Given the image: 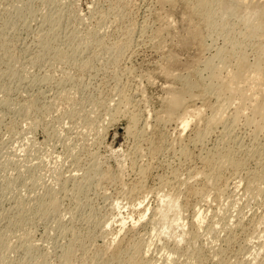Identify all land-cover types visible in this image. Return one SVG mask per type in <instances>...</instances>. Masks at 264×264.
<instances>
[{
  "label": "rangeland",
  "instance_id": "374dc122",
  "mask_svg": "<svg viewBox=\"0 0 264 264\" xmlns=\"http://www.w3.org/2000/svg\"><path fill=\"white\" fill-rule=\"evenodd\" d=\"M241 2L0 0V264H264V13Z\"/></svg>",
  "mask_w": 264,
  "mask_h": 264
},
{
  "label": "bare ground",
  "instance_id": "6f19581e",
  "mask_svg": "<svg viewBox=\"0 0 264 264\" xmlns=\"http://www.w3.org/2000/svg\"><path fill=\"white\" fill-rule=\"evenodd\" d=\"M258 1H260V0H257V3L255 2V0H254V2H249V4L247 3H242L241 2V4H239L240 5V9L241 10H244V12L245 11H249V12H247V13H259L260 14V16H263V13H264V2H263V4H260V2L258 3ZM262 2V1H261ZM257 13V14H258ZM264 22V21H263ZM242 60H243V58H242ZM241 60V62H242V67H243V70H249L250 71V66H252V65H250L248 62L246 63L245 62V58H244V60L242 61ZM240 62V63H241ZM239 63V64H240ZM247 64H249L250 66H248ZM257 63H255V65H256ZM239 67V66H238ZM254 67V66H253ZM257 67V68H256ZM252 68V67H251ZM237 69H240V68H237ZM255 69H256V71H254V73L253 74H255V76H254V80H255V82L257 81V87H258V90H257V92L258 91H260L261 92V94L263 95V93H264V61L262 62V63H258L257 64V66H255ZM254 69V70H255ZM242 69H240L239 70V72L241 73L242 71H243ZM252 70V69H251ZM237 71V70H236ZM249 71H248V75H249ZM238 71L237 72H235V74L236 73H239ZM245 72V71H244ZM244 72H242V73H244ZM247 72V71H246ZM252 72V71H251ZM232 73V72H231ZM241 73V76L240 77H242V74ZM174 74V73H173ZM252 74V73H251ZM250 74V75H251ZM172 75V74H171ZM179 75V74H178ZM174 76V75H173ZM173 76H171V77H173ZM252 76V77H253ZM44 77V76H43ZM47 78H48V76H46ZM175 77H177V76H175ZM185 77V76H184ZM245 77V76H244ZM250 77V76H249ZM249 77H248V79H249ZM182 78V77H181ZM45 79V78H44ZM252 79V78H251ZM253 80V81H254ZM43 81V80H42ZM183 81V80H182ZM224 81V80H223ZM47 83V82H46ZM226 83V82H225ZM39 84V83H38ZM42 84V83H41ZM224 85H226V84H224ZM137 86V85H136ZM227 87V86H226ZM257 87H256V89H257ZM191 89H192V83L191 82H189L188 80L187 81H185V82H183V84H182V88H181V90L182 91H180V89H179V91H180V93H178L177 94V92H176V94H172V96L171 95H169L168 97H170V98H168V102H169V104H170V106H171V108H170V111H171V109H173V110H181L183 107H185L186 106V103H185V97L188 95V96H190L192 93H191ZM176 91V90H175ZM254 91H255V88H254ZM173 92V91H172ZM192 97V96H191ZM260 97V96H259ZM262 97H264V96H262ZM132 98V97H131ZM189 98L190 97H188V100H189ZM257 98H258V96H257ZM139 99V98H138ZM262 99V98H261ZM187 100V98H186V102L188 101ZM259 100V99H258ZM258 100L256 101V102H258ZM263 100H264V98H263ZM167 102V101H166ZM256 102H254L255 104L254 105H256L257 103ZM263 101H261V105L263 104L262 103ZM122 103V102H121ZM124 103V102H123ZM127 102H125V104H126ZM139 103V102H138ZM188 103V102H187ZM194 103V102H193ZM260 103V102H259ZM123 106H125V105H123ZM128 106V104L126 105V107ZM257 106H259L258 104H257ZM264 104L262 105V108H256L257 110H259V109H264ZM121 107V106H120ZM120 107H119V109L117 108V110H119V112H120ZM188 106H186V108H187ZM125 108V107H124ZM191 108V107H190ZM189 108V109H190ZM126 109V108H125ZM198 109V108H197ZM116 110V111H117ZM127 110V109H126ZM172 110V111H173ZM171 111V112H172ZM179 111H178V113H179ZM182 111H184V109L182 110ZM196 111V110H195ZM201 111V110H200ZM200 111H199V113H200ZM118 112V114H115V115H119V114H121V113H119ZM122 112V111H121ZM124 112V111H123ZM169 112V111H168ZM170 112V113H171ZM132 113V112H131ZM187 113H188V109H187V112H186V110H185V113H183V115L181 116V117H179L180 118V120H182V129L183 130H185L186 131V128L188 127V121L190 120L189 118V120L187 121ZM194 114H195V112H193ZM197 113V112H196ZM114 114V113H113ZM124 115H130V113L128 114V110H127V114H125V113H123ZM180 114V113H179ZM191 114V113H190ZM172 115V114H171ZM181 115V114H180ZM198 115V117H199V114H197ZM130 116H132V115H130ZM135 116L137 117V115L135 114ZM134 115L131 117V120H130V130H129V127H128V132L129 131H131V133H132V130H134L135 128H137L138 127V121L140 120H137V118L135 117ZM170 116V115H169ZM194 116V115H193ZM216 116V115H215ZM114 116H112V118H113ZM117 117V116H116ZM173 117H174V115H173ZM172 117V118H173ZM191 117H192V115H191ZM219 117V116H218ZM139 118V117H138ZM216 119V117H213L212 119H210L209 120V122L211 123L212 121H213V119ZM219 119H220V117H219ZM179 121V120H178ZM177 121V122H178ZM172 122V121H171ZM209 123V124H210ZM148 125V124H147ZM147 125H145V126H147ZM151 125V124H150ZM143 126V125H142ZM143 128V127H142ZM151 128V127H150ZM140 129V128H139ZM145 129V128H144ZM143 129V130H144ZM182 130V131H183ZM136 131H138V130H136ZM145 131V130H144ZM142 132V131H141ZM140 132V133H141ZM130 133V134H131ZM146 133V132H145ZM133 134V133H132ZM181 134V133H180ZM134 135H136V134H134ZM144 135V134H143ZM226 162V160H224L223 161V163H225ZM234 165H235V163H234ZM198 172V171H197ZM210 172H212V173H210L209 175L208 174H205L204 173V175H206V177H204L205 179H206V181H207V179H208V181L209 182H211V181H213V182H217V180H218V178H219V173L218 172H216V171H210ZM189 173V172H188ZM207 173H208V171H207ZM197 174H199V172L197 173ZM203 174V173H202ZM189 176H190V174H189ZM188 176V177H189ZM192 176V175H191ZM190 176V177H191ZM195 176V175H194ZM186 177V176H185ZM192 178V177H191ZM195 178V177H194ZM197 179V178H196ZM187 180H188V178H187ZM207 181V182H208ZM247 181V180H246ZM260 181H262V177L260 176V174L259 173H253V174H251V176H249V183L248 184H252V183H254V185L257 183V185H258V183L260 182ZM187 182V181H186ZM185 182V183H186ZM237 182V181H236ZM214 184V183H213ZM216 184V183H215ZM237 184V183H236ZM140 185V184H139ZM227 185V184H226ZM225 185V186H226ZM249 185V186H250ZM253 185V186H254ZM138 186V185H137ZM136 186V187H137ZM162 186V185H161ZM234 186V185H233ZM256 186V185H255ZM141 187V186H140ZM138 188V187H137ZM222 188H225V187H222ZM249 188H251V187H249ZM136 189V188H135ZM142 189V188H141ZM221 190V189H220ZM50 191V190H49ZM52 192V191H51ZM141 192V191H140ZM53 193V192H52ZM223 193V192H222ZM49 195H50V192H49ZM47 196V195H46ZM52 196V195H51ZM137 198H139V197H137ZM172 198V197H171ZM53 199V198H52ZM172 199H174V198H172ZM139 200V199H138ZM175 200V199H174ZM46 201V200H45ZM42 203V202H41ZM57 202L55 201V200H53V201H51V202H47V203H42V206L44 207V209H45V206H46V211H48V210H51V209H53V208H55V210L57 209ZM169 206L171 207V208H175L176 209V207H177V203L175 202H173L172 201V204H169ZM50 208V209H49ZM168 212V211H167ZM175 212V211H174ZM200 213V212H199ZM201 215V214H200ZM197 216H199V215H197ZM195 217V216H194ZM170 218H172V216L170 217ZM169 218V219H170ZM199 218H200V216H199ZM158 220V219H157ZM154 221V220H153ZM180 220H179V217H178V214H175V216H174V218H173V220H172V223H168L167 225H166V227L167 228H169L170 226H172V224H173V222H175V223H177L176 225L179 227L180 225L178 224V222H179ZM155 222V221H154ZM200 222V221H199ZM182 223V222H181ZM221 223V222H220ZM159 224V223H158ZM193 224V223H192ZM222 225V224H221ZM122 227V226H121ZM229 227V226H228ZM165 228V227H164ZM166 229V228H165ZM176 232V231H175ZM179 232V231H178ZM163 234V233H162ZM179 236V235H178ZM180 237V240L182 241V237H183V233H182V235H180L179 236ZM177 238V237H176ZM174 240H175V238H174ZM175 242V241H174ZM173 243V242H172ZM178 248H180V247H178ZM173 252V251H172ZM179 252V251H178ZM146 257V256H145ZM169 257V258H168ZM166 259V261L165 262H167L166 264H169V263H173V257L174 256H172V258L170 257V253H169V256H168ZM143 258V257H142ZM139 259H141V258H139ZM160 259V258H159ZM163 259V258H162ZM161 259V260H162ZM154 260V259H153ZM165 260V259H164ZM139 261H141V260H139ZM138 260H136L135 261V264H139L140 262H139ZM152 261V260H151ZM150 261V262H151ZM145 262H147V261H145ZM145 262L142 260V262H141V264H145ZM148 262L147 264H158V262L156 261V262ZM159 262L161 263V261L159 260ZM104 264H107V262L106 263H104Z\"/></svg>",
  "mask_w": 264,
  "mask_h": 264
}]
</instances>
